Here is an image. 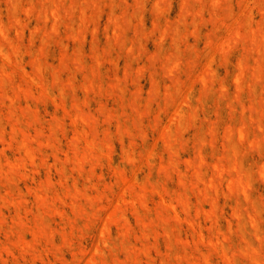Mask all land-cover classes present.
<instances>
[{"label":"rangeland","instance_id":"374dc122","mask_svg":"<svg viewBox=\"0 0 264 264\" xmlns=\"http://www.w3.org/2000/svg\"><path fill=\"white\" fill-rule=\"evenodd\" d=\"M147 1L109 35L106 3L78 32L63 20L0 51V264H264V0H192L176 36L157 18L181 0ZM119 2V18L137 8Z\"/></svg>","mask_w":264,"mask_h":264},{"label":"bare ground","instance_id":"6f19581e","mask_svg":"<svg viewBox=\"0 0 264 264\" xmlns=\"http://www.w3.org/2000/svg\"><path fill=\"white\" fill-rule=\"evenodd\" d=\"M84 1H86V4H81L80 5V3H77L76 1H70V3L68 4L67 3V0H0V51H4V47L7 45V44H9L10 46H12V47H17V48H19V44L17 43V41L19 40V39H21V37H23L25 34H26V31L27 30H29V32L31 33V35L29 36V38L31 37V40L33 41V40H35L36 39V37H38V35L37 34H39V33H42V32H45V33H47L48 32V30L49 29H51L52 31L54 30V31H59V26H60V24L63 22V20H65V22L68 24L67 26H68V28L70 27V29L71 30H74V29H76V31L78 32V30H77V27L76 26H89V24L87 23L88 21V17H89V15L88 14H90L89 13V10L90 9H92L94 12L96 11L97 12V14H98V11L100 10V13H101V8H102V5L104 6L106 3H110V6H111V13H110V16H108V18H107V20H108V24H107V30H106V32L107 33H105V34H110L112 31H115L116 29H118L119 31H120V29L118 28L119 26H120V28H121V25H122V23H123V21H124V19L126 20V19H128V21H131L132 20V18H134V19H136V17L138 18V20L139 21H141V22H145V16H144V12L146 11V9H147V7H148V1L147 0H136L137 1V8H135V10H134V13H130L129 11H125V12H122V17H120L119 18V14H118V9H120V7L122 6V4H120V2H119V0H84ZM124 1H128V0H124ZM163 1V0H162ZM162 1H161V3H162ZM195 1V0H194ZM200 1H202V0H200ZM212 1V3L215 1V0H211ZM217 1H219V0H216L215 2L216 3H218ZM224 1V0H223ZM196 2V1H195ZM214 2V4H212V5H214L215 7H216V3ZM227 2V1H226ZM241 1L239 0L237 3H238V5H241V3H240ZM87 3H90L91 5H87ZM104 3V4H103ZM124 3V2H123ZM168 3H170V1L168 2ZM209 3V2H208ZM220 3V2H219ZM240 3V4H239ZM164 4V3H163ZM191 4H192V0H181V4H180V6H181V11H180V15H179V19L177 20V21H172L169 17L167 18V15H162L161 17H159V18H157V21L159 20V22L164 18L165 20H166V24H165V26H163V29H165L164 27H166V29L164 30V32L163 33H166V34H168V32L170 33V34H174L175 36L176 35H178V34H181V32H182V30H183V27H185L186 28V26H185V24H186V22H187V17H186V15H187V13L189 14L190 12H191V10L190 11H188L189 10V8L191 7ZM206 4V3H205ZM249 4H250V2H249ZM210 4H208V6H209ZM218 5V4H217ZM109 6V7H110ZM153 6H155V8H157V9H163L162 7L163 6H161V4H160V2L159 1H156V2H154V5ZM201 6V5H200ZM218 6H220V5H218ZM217 6V7H218ZM227 7L229 6V4H227L226 5ZM225 6V7H226ZM107 7H108V5H107ZM127 7V6H126ZM207 7V6H206ZM213 7V6H212ZM212 7H211V9H212ZM222 7V6H221ZM220 7V8H221ZM224 7V6H223ZM231 7V6H230ZM229 7V8H230ZM240 7V6H239ZM252 7H255V5H253ZM167 7L165 6V8L164 9H166ZM200 8V7H199ZM199 8H197V10L199 9ZM246 8V7H245ZM261 7H258V9L257 10H259ZM263 8V7H262ZM36 9H38V12L37 13H35L36 15H37V17H38V22H37V24H36V26L35 27H33V25H32V22H30V23H27L25 20H24V18H23V16H22V13H23V11L25 12V15H27L28 17H30L29 15L33 12V11H35ZM163 9V10H164ZM204 9V8H203ZM222 9H224V8H222ZM227 9V8H226ZM227 10H229V9H227ZM261 10V9H260ZM212 11V10H211ZM198 12H200V9L198 10ZM198 12H197V14H198ZM202 12V11H201ZM200 12V13H201ZM215 12V11H214ZM231 12H233L232 10H231ZM248 12V11H247ZM260 12V11H259ZM264 11H263V9H262V13H263ZM92 13V12H91ZM159 13V12H158ZM195 12L193 11V13L192 14H194ZM213 13V12H212ZM230 13V12H229ZM235 13V12H234ZM261 13V14H262ZM24 14V13H23ZM102 14V13H101ZM169 14V13H168ZM192 14H191V16H192ZM196 14V13H195ZM196 14V15H197ZM215 14V13H214ZM225 14H228L226 11H225ZM159 15H161V14H159ZM158 15V16H159ZM209 15H211L210 13H209ZM222 15V14H221ZM264 15V14H263ZM97 16V15H96ZM170 16V15H169ZM194 16V15H193ZM202 16V13H201V15H200V18H202L201 17ZM214 16V15H213ZM225 16V15H224ZM101 17V16H100ZM157 17V16H156ZM171 17V16H170ZM216 17V16H215ZM226 17V16H225ZM224 17V18H225ZM227 17L229 18L230 16H228L227 15ZM36 18V17H35ZM91 18V17H90ZM205 18V17H204ZM210 18H211V16H210ZM227 18V19H228ZM197 19V18H196ZM212 19V18H211ZM217 19V20H216ZM220 19V18H219ZM222 19V18H221ZM250 22L253 24V19H254V16H251L250 18ZM262 19V18H261ZM95 20V19H94ZM202 20H203V18H202ZM202 20H200V22H203ZM214 20L215 21H218V17L217 18H214ZM235 20H237L236 18H235ZM92 21V20H91ZM190 21H192V19L190 20ZM189 21V22H190ZM194 21H196L195 20V18H194ZM211 21V20H210ZM213 21V20H212ZM223 21V20H222ZM257 21V20H256ZM125 22V21H124ZM135 22V21H134ZM229 22V21H228ZM90 23V22H89ZM92 23H93V21H92ZM154 23H157V22H154ZM197 23V22H196ZM215 23V22H214ZM224 23V22H223ZM222 23V24H223ZM250 23V24H251ZM257 23V22H256ZM259 23H261V20L259 21ZM88 24V25H87ZM94 24H95V21H94ZM162 24V23H161ZM160 24V25H161ZM190 24H191V22H190ZM198 24V23H197ZM219 24L220 23H218L216 26V30L219 32L220 30H221V24H220V26H219ZM205 25V24H204ZM212 25H214L213 23H212ZM245 25V24H244ZM257 25H259V24H257ZM66 26V25H65ZM78 26V27H79ZM158 26V25H157ZM156 26V28H158ZM227 26V25H226ZM84 27L83 28H78V29H84ZM105 27V26H104ZM237 27H239V26H237ZM243 27V26H242ZM258 27V26H257ZM257 27H255L254 29H252L250 26H249V28L251 29V30H253L252 31V34L250 33L251 32V30H250V32H248V33H250L251 35H252V38L251 39H255V41L257 40L256 39V37H258L259 35V32L257 31V32H255V29H259V28H257ZM67 28V29H68ZM126 28V27H125ZM193 28V27H192ZM191 28V29H192ZM249 28H247L248 30H249ZM262 28V29H261ZM92 29V28H91ZM95 29V28H94ZM135 29H137V28H133V31H136ZM163 29H162V31H163ZM194 29H196V27L194 28ZM236 29H238V28H235V30ZM240 29H242V28H240ZM239 29V30H240ZM260 29H261V32H263V29H264V24H263V27H260ZM123 30H125V29H123ZM193 30V29H192ZM192 30H190V31H192ZM247 30V31H248ZM53 31V32H54ZM98 31L99 30H96L95 31V33H94V38L93 37H91V38H93L96 42H97V40H99V34H98ZM190 31H188V32H190ZM195 31V33H198L196 30H194ZM215 31V30H214ZM227 31H231V30H227ZM232 31H233V29H232ZM231 31V32H232ZM244 33H245V30H242ZM50 32V31H49ZM80 33L82 32V31H79ZM93 31H91V33H92ZM138 32V31H137ZM136 32V33H137ZM186 32H187V30H186ZM229 32H228V37H226L225 39H226V41L224 42V43H226V46H225V44L222 42V43H220L219 42V40H218V43L219 44H224L223 46H225V47H223L224 49H225V51L224 52H227V53H229L230 52V49L231 48H233L232 47V43H234V41L233 42H231V39H232V37L230 36L231 35V33H230V35H229ZM236 32H237V30H236ZM236 32H233V33H235L236 34ZM13 33H15V36H16V38L18 39L17 41L13 38ZM79 33V34H80ZM86 33V32H85ZM115 35V37H118V35H116V32H113ZM112 33V34H113ZM117 33H119V34H121L120 32H117ZM122 33H124L123 31H122ZM136 33H134V34H136ZM191 33H193V32H191ZM214 33V32H213ZM226 33V32H225ZM242 33V32H241ZM241 33H239V31H238V36L240 37V35H241V37L243 38L244 37V33L243 34H241ZM264 33V32H263ZM44 34V33H43ZM42 34V35H43ZM55 35H56V32L54 33ZM71 34V33H70ZM69 34V35H70ZM78 34V33H77ZM76 34V35H77ZM83 34V36H82V38L84 37V33H82ZM162 34V33H161ZM166 34H164V35H166ZM215 34V33H214ZM234 34V37H233V39H235V37H238L237 35H235ZM261 34V33H260ZM41 35V34H40ZM44 35H48V34H44ZM44 35H43V37H44ZM69 35H65V36H69ZM81 35V34H80ZM93 35V34H92ZM183 35V34H182ZM198 35V34H197ZM243 35V36H242ZM262 36H263V34H261ZM73 35L71 34V36L70 37H67L68 38V40H69V38H71ZM79 36V35H78ZM136 36H137V34H136ZM159 36H160V34H159ZM184 36V35H183ZM191 36V35H190ZM193 36H194V39L196 40V38H195V34L193 33ZM208 36V35H207ZM230 36V37H229ZM47 37V36H46ZM76 37V36H75ZM74 37V38H75ZM106 37H107V35H106ZM109 37V36H108ZM113 37V36H112ZM120 37H122V36H120ZM120 37H118V38H120ZM161 37V36H160ZM165 37H168V36H165ZM170 37V36H169ZM172 37V36H171ZM197 37V36H196ZM241 37H240V40H241ZM251 36L249 35L248 36V38H250ZM73 38V39H74ZM77 38V37H76ZM164 38V37H163ZM181 38V37H180ZM219 38V37H218ZM262 38V37H261ZM261 38L259 39V40H261ZM72 39V38H71ZM173 38H171V41L173 42V40H172ZM236 39H238V38H236ZM244 39V38H243ZM250 39V40H251ZM75 40V39H74ZM115 40V39H114ZM160 40V39H159ZM159 40H158V42H159ZM163 40V39H162ZM181 40V39H180ZM179 40V41H180ZM222 40V39H221ZM224 40V39H223ZM239 40V39H238ZM238 40H235V42L236 43H238L237 41ZM249 40V41H250ZM264 40V39H263ZM263 40H262V42H263ZM21 41H22V39H21ZM136 41V40H135ZM161 41V40H160ZM182 41V40H181ZM180 41V42H181ZM197 41V40H196ZM207 41V40H206ZM209 41H211L210 39H209ZM209 41H207L206 42V44L207 43H209ZM242 41V40H241ZM252 41V40H251ZM41 42V41H40ZM74 42V41H73ZM78 42H80V41H78ZM92 42V41H91ZM132 42V41H131ZM183 42V41H182ZM211 42H213V41H211ZM256 42H258V41H256ZM262 42H258V43H260V44H262ZM31 43V42H30ZM45 43H47V42H45ZM49 43V42H48ZM117 43H119V41L117 42ZM122 43H124V42H122ZM241 44H242V42H240ZM250 43V42H249ZM252 43H253V41H252ZM258 43L256 44L257 46H258ZM126 44V43H125ZM209 44H211V43H209ZM215 45L217 44V42H215L214 43ZM235 44V43H234ZM9 45H7L8 47H9ZM27 45H29V44H27ZM109 45V44H108ZM117 45H119V44H117ZM120 45H121V43H120ZM124 45V44H123ZM122 45V46H123ZM255 45V42H254V47L257 49V46ZM263 45V44H262ZM173 46V45H172ZM214 46V45H213ZM233 46H236L237 47V45H233ZM253 46V45H252ZM261 46V45H260ZM14 47V48H15ZM29 47V46H28ZM41 47V46H40ZM45 47V46H44ZM118 47V46H117ZM130 47V46H129ZM212 47V46H211ZM220 47H221V45H219V51L221 50L220 49ZM236 47H234V48H236ZM264 47V46H263ZM17 48H15V49H17ZM216 48H217V45H216ZM222 48V49H223ZM237 48H239V46L237 47ZM253 48V47H252ZM251 48V49H252ZM254 48V49H255ZM15 49H13L14 51H16ZM64 49V48H63ZM131 49H132V47L130 48V51H131ZM180 49V48H179ZM214 49V48H213ZM223 49V50H224ZM250 49V51H252V50H254V49H252L251 50ZM260 49V48H259ZM258 49V50H259ZM261 49H263V51H264V48H261ZM227 50V51H226ZM257 50V51H258ZM43 51V50H42ZM214 51H218V49H216V50H214ZM218 51V52H219ZM247 52H248V50H246ZM249 51V52H250ZM256 51V52H257ZM12 52V51H11ZM40 52V51H39ZM67 52V51H66ZM82 52H83V50H82ZM221 52L224 54H222L223 55V57L227 54H225L222 50H221ZM246 52V53H247ZM252 53V52H251ZM259 53V52H258ZM257 53V54H258ZM261 53V52H260ZM259 53V54H260ZM263 53V52H262ZM13 54V53H12ZM40 54H41V52H40ZM172 54V53H171ZM168 55L167 57H169V56H172V55ZM0 55H4L3 53L2 54H0ZM10 55V54H9ZM14 55V54H13ZM18 55V54H17ZM42 56H43V54H41ZM41 55H40V57H41ZM45 55V54H44ZM77 55V54H76ZM195 55H197V54H195ZM35 56V55H34ZM80 57V56H79ZM226 58V57H225ZM240 58H241V56H240ZM239 58V59H240ZM243 58V57H242ZM245 58H248V57H245ZM261 58V57H260ZM259 58V59H260ZM12 59V58H11ZM33 59H34V57L32 58V60L31 61H33ZM61 59H64V57H62ZM167 59H170V58H166V60ZM202 59V58H201ZM200 59V60H201ZM222 59V58H221ZM224 59V58H223ZM239 59H238V61H239ZM15 60V59H14ZM37 60V59H36ZM176 60H179L178 58L176 59ZM247 59H245V61H246ZM255 60H257V59H254L253 61L255 62ZM170 61V60H169ZM180 61V60H179ZM179 61H176V62H178L179 63ZM223 61H225V59L223 60ZM227 61L228 62H230V57L227 59ZM5 62V61H4ZM11 62V61H10ZM16 61H13V63H15ZM34 62H35V59H34ZM167 62H168V60L166 61V65H168L167 64ZM171 62H173L174 63V61H173V58H172V61ZM176 62H175V64H176ZM237 62V61H236ZM257 62V61H256ZM260 62H261V60H260ZM259 62V63H260ZM262 62H264V60H262ZM12 63V62H11ZM36 63V62H35ZM173 63H171L172 64V67L174 66V67H176L175 65H173ZM182 63V62H181ZM225 63H226V61H225ZM258 62H257V65H262V63H260L259 64ZM20 64V63H19ZM33 63H31V65H32ZM171 64H170V66H171ZM193 64H196V63H193ZM244 64V63H243ZM8 65H10V64H8ZM15 65H18L17 63L15 64ZM201 65V64H200ZM236 65V64H235ZM242 60H240V63H239V67L238 68H240V69H244L245 68V66H244V68H241L242 66ZM247 66H248V68L247 69H249V65L248 64H246ZM257 65H253L255 68H261V66H257ZM32 66H34V65H32ZM169 66V65H168ZM168 66H166V67H168ZM194 66V65H193ZM208 66V65H207ZM241 66V67H240ZM263 66V65H262ZM11 67V66H10ZM18 67H19V65H18ZM21 67V66H20ZM35 68H36V66H34ZM164 67H165V65H164ZM163 67V68H164ZM171 67V68H172ZM201 67V66H200ZM206 67V66H205ZM1 68V67H0ZM169 68V67H168ZM170 68V69H171ZM179 68V67H178ZM245 68V69H246ZM253 68V67H252ZM2 69V68H1ZM37 69V68H36ZM44 69V68H43ZM173 69V68H172ZM171 69V70H172ZM175 69V71L174 70H172V71H174L173 73H175V72H177L178 73V71H179V69L177 70L176 68H174ZM205 69H208V67L207 68H205ZM204 69V70H205ZM211 69V68H210ZM210 69H208V71L210 70ZM6 70V69H5ZM12 70V69H11ZM11 70H9V71H11ZM166 70H168V69H166ZM165 70V71H166ZM177 70V71H176ZM255 70V69H254ZM258 70H263L262 68L261 69H258ZM1 72H2V70H0ZM9 71H7L6 70V72H5V74L7 75V79H9L8 78V73H9ZM170 71V70H169ZM169 71H167V72H169ZM248 71V70H247ZM252 71V70H251ZM12 72V71H11ZM37 72H39L38 70H37ZM43 72V71H42ZM229 72V71H228ZM259 72V71H258ZM25 73V72H24ZM28 72L26 71V73L25 74H27ZM204 73V72H203ZM236 73V72H235ZM240 73H243V71H240ZM245 73H246V71H245ZM253 72H251V74H252ZM262 73H264V72H262ZM1 74H3V72L1 73ZM40 74V73H39ZM169 74V73H168ZM180 74V73H179ZM208 74V73H207ZM257 74V73H256ZM255 74V75H256ZM261 73L259 72V75H260ZM41 75V74H40ZM40 75H39V77H40ZM174 75V74H173ZM173 75H172V77H173ZM205 75V74H204ZM210 75V74H209ZM243 75V74H242ZM242 75H241V77L240 78H244V76L242 77ZM257 76V77H260V76ZM2 76V75H1ZM0 76V78H2ZM42 76V75H41ZM176 77H178V75H175ZM215 76V75H214ZM213 76V77H214ZM238 76V75H237ZM240 76V75H239ZM252 76H254V73H253V75ZM262 76V75H261ZM10 77V76H9ZM207 77H208V75H207ZM255 77V76H254ZM179 78V77H178ZM238 79H240L239 77H237ZM263 78V77H262ZM213 79V78H212ZM212 79H210L209 78V80H212ZM217 79V78H216ZM245 79V78H244ZM9 80H11V77H10V79ZM8 80V81H9ZM177 79H175V81H176ZM179 81H180V78L178 79ZM177 80V81H178ZM208 80V78H206V76H205V83H206V81ZM208 80V82H210ZM242 79H240L239 80V82L241 81ZM256 81L257 80H259V78L258 79H255ZM260 80H262V79H260ZM259 80V81H260ZM1 81V80H0ZM3 81V80H2ZM156 81V80H155ZM172 81H174V79L172 78ZM175 81H174V85H175ZM176 81V82H177ZM201 81H204V80H202L201 79ZM233 81H234V78H233ZM243 81V80H242ZM258 81V82H259ZM201 83H203V82H201ZM204 83V84H205ZM210 83H212V82H210ZM214 83V82H213ZM212 83V84H213ZM0 84H1V82H0ZM154 84V83H153ZM211 84V85H212ZM235 85L237 84V83H234ZM241 84V83H240ZM221 84H219V86H220ZM3 86V85H2ZM202 86H207V85H202ZM237 86V85H236ZM235 86V88H237ZM209 87H211V86H209ZM220 88H221V86H220ZM240 88H242L241 86H240ZM5 89V88H4ZM154 89V88H153ZM203 89H205V87H203ZM206 89H209V88H207L206 87ZM206 89L204 90V92H206ZM222 89V88H221ZM224 89V88H223ZM243 89V88H242ZM156 90V89H155ZM154 90V92H156ZM239 90H241V89H237V94H240V91ZM208 92V91H207ZM227 92V91H226ZM239 92V93H238ZM170 94V93H169ZM224 94H225V92H224ZM188 99V98H187ZM178 112V111H177ZM176 116H178V115H176ZM230 129V128H229ZM240 129H243V131L245 130L244 128H240ZM231 130V129H230ZM232 130H234V129H232ZM231 130V131H232ZM238 130V129H237ZM228 131V130H227ZM238 132V131H237ZM245 132V131H244ZM244 132H238V136L240 137V138H238V139H240V140H243V139H241L242 137H243V135L245 134ZM232 133H234L233 131L230 133V134H232ZM242 133H244V134H242ZM227 134H228V132H227ZM213 135H214V133H213ZM241 135V136H240ZM246 135V134H245ZM238 136H236V137H238ZM245 137V136H244ZM243 137V138H244ZM236 140V139H235ZM250 140V139H249ZM248 140V141H249ZM245 141H247V140H245ZM238 142V141H237ZM257 142V141H256ZM256 142H253V144L254 143H256ZM258 143V142H257ZM244 144V143H243ZM257 145V144H256ZM241 147V146H240ZM234 151V150H233ZM232 151V153L234 154V152ZM239 152V151H238ZM201 152H199V154H200ZM201 155V154H200ZM236 156L237 155H235V160H236ZM201 157V156H200ZM202 157H203V155H202ZM203 161H205V160H203ZM236 163H237V161H235ZM234 162V160H233V163H235ZM232 163V166L235 168L236 166H234V164ZM236 165V164H235ZM232 167V168H233ZM233 168V169H234ZM237 168V167H236ZM201 170V169H200ZM236 170V169H235ZM238 170V169H237ZM238 172H240V171H236V173H238ZM244 172H245V170H244ZM238 174H240V173H238ZM239 176V175H238ZM245 178V177H244ZM243 178V179H244ZM242 178L240 177V179L238 178L237 180H238V182L237 183H239L240 182V180H241ZM243 181H245L246 182V184L248 183L247 181H248V179L247 180H243ZM241 182H242V180H241ZM238 185V184H237ZM237 185H235L236 186V188L238 187ZM239 186H240V184H239ZM247 186H248V184H247ZM246 186V187H247ZM234 187V186H233ZM242 187H244L243 185H242ZM249 187V186H248ZM247 187V188H248ZM247 188H245V189H247ZM239 189H241V186H240V188ZM244 189V188H243ZM244 189V190H245ZM238 190V189H237ZM239 191V190H238ZM242 191V190H241ZM247 191H248V189H247ZM242 193H243V195H244V191H242ZM241 193V194H242ZM249 195V194H248ZM250 199V198H249ZM254 218V217H253ZM254 220V219H253ZM252 221V220H251ZM252 223L254 224L255 222H253L252 221ZM256 224V223H255ZM254 224V225H255ZM254 227V226H253ZM253 253V252H252ZM257 255V254H256ZM258 256V255H257ZM257 262L258 261H256V264H257ZM259 264V263H258Z\"/></svg>","mask_w":264,"mask_h":264}]
</instances>
